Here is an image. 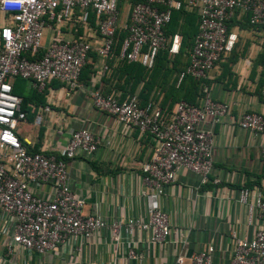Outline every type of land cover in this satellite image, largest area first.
I'll list each match as a JSON object with an SVG mask.
<instances>
[{"label":"built area","instance_id":"obj_1","mask_svg":"<svg viewBox=\"0 0 264 264\" xmlns=\"http://www.w3.org/2000/svg\"><path fill=\"white\" fill-rule=\"evenodd\" d=\"M182 8L199 16L190 61L180 75V80L189 74L202 81L198 104L180 100L167 114L155 102L142 106L137 94L120 99L100 89L91 93L96 109L155 140L154 155L143 165L148 218L110 222L98 213L84 214V200L70 184L69 161L80 153L94 155L98 138L84 126L72 132L63 157L30 151L16 132L27 113L22 109V98L13 90V81L16 77L29 79L38 91H44L52 80L77 89L91 52L97 55L102 72L110 69L113 59L152 68L161 50L169 49L172 54L180 50L182 35L168 33L167 27L173 11ZM0 13L5 18L0 25V237L5 238V242L0 241V264L14 254L15 245L43 255L69 239H87L105 228L112 229L116 241L122 231L135 228L150 232L152 243L168 241L172 229L161 206L165 189L182 167L197 173L203 182L209 180L216 138L212 129L202 125L208 121L214 125L230 114V104L215 100L206 82L238 40L229 22L246 13L252 25L264 29V0H0ZM47 28L54 32L45 45ZM69 28L73 29L72 38L65 36ZM119 31L126 37L117 50ZM95 36L100 43H94ZM41 122L39 114L36 123ZM241 125L261 134L264 114L245 112ZM261 152L264 156V144ZM43 183L53 185L49 197L35 192ZM250 194V188L243 187L240 201L264 221V192L258 189L252 202ZM232 236L230 264H264V227L250 239L235 232ZM215 250L210 245L195 253L190 262L179 254L174 264H214ZM129 256L139 257L134 250Z\"/></svg>","mask_w":264,"mask_h":264},{"label":"crops","instance_id":"obj_2","mask_svg":"<svg viewBox=\"0 0 264 264\" xmlns=\"http://www.w3.org/2000/svg\"><path fill=\"white\" fill-rule=\"evenodd\" d=\"M4 20L0 13V25ZM230 30L238 35L235 48L206 80L212 97L230 104V114L214 125L209 121L202 125L212 129L216 138L209 180L203 182L197 173L182 167L165 189L161 206L169 216V240L152 243L150 232L135 228L122 231L116 241L112 229L105 228L87 239H69L43 255L15 245L14 254L6 256L1 264H174L177 255H184L190 262L195 253L210 245L216 249L214 264H230L233 232L250 239L264 227L257 211H250L248 204L240 201L243 187L250 188V202L258 189L264 192V132L255 135L241 125L245 112L264 114V29L251 25L248 14L239 13ZM53 32L52 28L46 29L45 45ZM65 34L72 38L73 29ZM94 43H100L98 36ZM123 63L116 59L106 72L97 62L86 66L77 89L52 80L44 91H38L30 80H17L20 90L28 93L29 103L27 119L18 123L16 132L30 151L63 157L73 131L84 126L93 130L99 140L98 150L92 156L80 153L69 161L70 184L84 200V214L98 213L110 222L148 218L143 165L153 157L155 144L150 134L121 123L92 103L95 89H115L121 99L131 94V84L124 83ZM181 80L179 77L178 82ZM142 85L134 94L139 96ZM163 95L159 87L155 88L151 100L160 104ZM174 108L175 104L167 112L170 114ZM39 114L42 122L37 124ZM35 192L49 197L53 185L43 183ZM0 241L5 242V238L1 236ZM130 250L139 257L131 258Z\"/></svg>","mask_w":264,"mask_h":264},{"label":"trees","instance_id":"obj_3","mask_svg":"<svg viewBox=\"0 0 264 264\" xmlns=\"http://www.w3.org/2000/svg\"><path fill=\"white\" fill-rule=\"evenodd\" d=\"M236 17L237 15L229 22V27ZM249 23L251 24L250 19ZM198 27L199 16L196 12L189 11L185 8L174 10L172 13L171 22L167 27V32L170 34L179 32L182 35V44L177 54H172L169 49L161 50L158 53L155 65L152 68H147L140 62H128L125 60H120L124 62L121 66V70L125 75L124 83L131 84V89L129 90L131 91L130 95L134 94L137 86L140 83H143L138 96L142 106L147 105L149 102H154L151 100V94L153 90L158 87L162 92H164V95L162 102L160 104H157L167 114H169L167 112V109H170L173 104L176 105V103L180 100H185L192 104L199 103V99L202 96V81L195 79L189 74H186L183 79L178 82L181 73L185 71L187 65L189 64L190 54L195 44V39L198 33ZM125 37V32L119 31L117 33V50H119ZM97 60L98 57L95 52H91L90 58L88 59L84 68L86 66L95 65V62H97ZM115 60L116 59L110 61V69L108 71L113 68ZM21 79L24 78H15L13 90L17 95L22 97V109L27 113L29 95L28 93L26 94L25 92H22L18 87L19 85L17 84V80L21 81ZM100 90L104 94L114 93L119 97L115 89L106 91L100 88ZM127 96L129 95H126L124 98H126ZM166 105H168L167 108Z\"/></svg>","mask_w":264,"mask_h":264},{"label":"rangeland","instance_id":"obj_4","mask_svg":"<svg viewBox=\"0 0 264 264\" xmlns=\"http://www.w3.org/2000/svg\"><path fill=\"white\" fill-rule=\"evenodd\" d=\"M43 39H44V38H43ZM44 40H45V39H44ZM44 40H43V42H45Z\"/></svg>","mask_w":264,"mask_h":264}]
</instances>
